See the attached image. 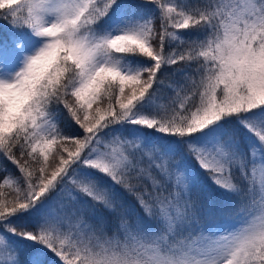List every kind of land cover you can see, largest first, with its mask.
<instances>
[{
    "label": "snow or ice",
    "instance_id": "snow-or-ice-1",
    "mask_svg": "<svg viewBox=\"0 0 264 264\" xmlns=\"http://www.w3.org/2000/svg\"><path fill=\"white\" fill-rule=\"evenodd\" d=\"M0 264H264V0H0Z\"/></svg>",
    "mask_w": 264,
    "mask_h": 264
},
{
    "label": "trees",
    "instance_id": "trees-1",
    "mask_svg": "<svg viewBox=\"0 0 264 264\" xmlns=\"http://www.w3.org/2000/svg\"><path fill=\"white\" fill-rule=\"evenodd\" d=\"M9 167L11 168V166L9 165Z\"/></svg>",
    "mask_w": 264,
    "mask_h": 264
}]
</instances>
